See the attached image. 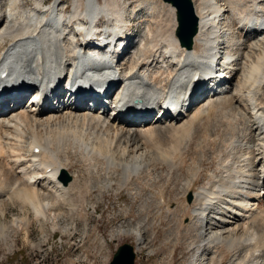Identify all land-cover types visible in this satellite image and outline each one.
Returning a JSON list of instances; mask_svg holds the SVG:
<instances>
[{"label": "bare ground", "instance_id": "bare-ground-1", "mask_svg": "<svg viewBox=\"0 0 264 264\" xmlns=\"http://www.w3.org/2000/svg\"><path fill=\"white\" fill-rule=\"evenodd\" d=\"M32 1L33 7L27 8L22 6L23 0H0V71L8 74L3 82L8 83L0 85V89L13 88L2 95L4 102L1 107L11 105L12 102L8 99L11 92L21 95L24 84L37 83L43 78L51 80L63 71L65 64H77L79 69L94 72V80L88 78V74L83 77L93 91L109 89L115 80L120 79L126 90L122 95L118 93L115 99L122 96L120 99H128V103L137 100L138 105H130L124 115L118 111L115 115L116 109L113 107L118 103L115 101V106L110 108V116L105 115L101 108L68 105L48 109L26 104L6 113L0 111V219L4 220L9 206L19 207L22 212L27 210L25 207L31 208L34 215L45 217V211L49 207L58 204L64 197L67 198V194L70 196L69 191L71 186L76 185H72L75 181L71 177L64 185L61 180L62 172H67V166L74 160L69 153L81 151L84 154L81 159H101L108 162L122 158L127 153L124 163L117 165L120 169L123 166L125 171L133 170L138 173L142 165H147L143 161L148 160L149 148H154L161 158L168 157L169 153L177 150V143L180 142L177 134L181 138L189 135L191 127H195L196 122L214 110V99L210 98H217V94L228 85L227 92L217 100L222 108L230 110L233 123L234 120L241 123V139L232 137L227 143L228 160L224 161L222 169L228 179L223 183H220V179L217 182L212 180V185H201V188L188 192L190 201L178 206L179 211L175 209L177 213L184 211L182 214L189 209L191 216L183 225L186 228L195 227L191 241L187 242V254L192 252V255L182 263L211 264L221 252L234 250L225 264H264V209L258 210L264 206V15H260L264 10V0H252V3L247 1L252 4L254 16L246 15L245 10L240 8L245 0H190L198 22L190 50L181 47L175 35L178 26L176 7L162 0H140L132 10H129V4L125 0H72L71 10L67 12L65 7V14L56 19L53 12H56L57 7L60 10V5H64L63 0H53L47 5L45 0ZM248 7L247 5L244 9H249ZM144 9L145 19H141V22H145L143 34L135 45L130 40V47L118 64H114V57L82 54L77 58L81 51L77 40L82 35L91 36L95 32H103L106 38L111 39L120 34L118 42H121L132 33L127 28L131 17ZM239 29L248 31L236 36V30ZM220 52L225 53L227 61L218 63L217 72H223L225 77L230 75L231 79L219 80L220 85H213V88L216 86L213 94L197 99L198 94L206 90L201 89L202 81L207 80L208 73H213L211 67L218 62ZM53 70L56 73L54 76ZM196 77L199 79L195 80ZM46 98L52 100L53 104L57 97L55 92H51ZM169 98H175L174 116L170 119H153L149 116L150 113L146 111L149 107L169 101ZM60 102H65L64 97L58 96L56 103ZM143 115L148 118L145 120ZM122 116H126L125 119ZM228 116L226 115L227 118ZM136 117L140 119L136 120ZM206 124H209L208 121ZM167 134L174 136L173 139L168 138L174 140V145L169 147L170 151L158 147L156 141V144L153 143L156 136ZM213 139L216 141V138ZM228 139L229 137L224 140ZM220 142L223 144V141ZM34 148H37V153L33 152ZM60 153L64 160L58 156ZM169 162L171 160L167 161ZM187 165L191 164L187 162ZM110 167H114V164ZM194 177L195 182L197 178ZM126 180L128 179L124 181ZM187 217L180 218L185 220ZM258 222L262 225H257ZM22 223L21 220H13L9 226L15 231ZM3 225H0L2 240L8 230V226ZM116 235L133 236L135 251L144 244L143 236L137 230H121ZM203 243L206 245L202 246ZM240 246L243 247L239 248ZM240 251L243 253L240 254Z\"/></svg>", "mask_w": 264, "mask_h": 264}, {"label": "rangeland", "instance_id": "rangeland-1", "mask_svg": "<svg viewBox=\"0 0 264 264\" xmlns=\"http://www.w3.org/2000/svg\"><path fill=\"white\" fill-rule=\"evenodd\" d=\"M23 1L24 2L22 6L27 8L33 7L32 0H23ZM52 1L53 0H45L44 3L45 5H47ZM125 1L127 2V4H129L128 5L129 10H132L133 8L135 9L136 6L140 3V0H125ZM247 1L251 2L252 0L250 1L245 0L240 5V8L242 10H245L244 13L246 15L254 16L255 13H253V7L251 6L252 2L248 3ZM71 2L72 0H65V2L63 0L62 4L64 5L62 6L66 5L65 7L67 8L66 10L67 12H69L72 8ZM246 2L247 4H245ZM247 5L249 6L248 7L249 9H244L247 8ZM145 12L146 9L142 10L141 13L138 12L137 15H133L131 17L130 19L131 22H129L130 24L128 23V25H130L131 27L130 29L134 31L133 32L134 34L140 33L142 31L145 22L144 21L141 22V19L144 18ZM63 14L65 13L63 12ZM260 15L261 17L264 15V10L263 13H260ZM247 31L248 29L236 30L237 33L236 36H240V34L238 33L246 34ZM136 42L137 40L134 39L133 44L135 45ZM263 44H264V40H263ZM234 85L235 82H233V86ZM226 86L228 87V85ZM226 86L221 90V93L217 94L216 96L217 98L215 97L210 98V99H214L212 101L214 103L213 106L215 105V108L213 111H211V113L208 116L202 117L206 121H204L201 118V120H199L200 122L198 121L199 123L198 122L195 123V127L193 126L191 127L190 131L191 130L192 131L189 132V135L185 137L183 136L181 138L180 134H177L178 137L177 140L180 141L177 144L181 146L180 149L179 146L177 145V150L174 152L171 151L173 154L169 153L168 157L166 158H161L160 155H157L154 148L148 149L149 150L148 160L143 161V163L147 162V165L141 164L143 167L139 171L140 174L138 172H134L133 170L125 171L123 166H121L122 169H120L119 166L122 165V163H124L123 159L127 157V153L126 155L124 154L125 156L122 158H115L113 162L112 161L108 162L107 160H101V159H95V160H89L87 158L81 159L84 157L83 156L84 154H82L81 151L73 154L69 153V156L70 157L72 156V158H74L75 161L72 160V162L67 166L66 173L70 177H72V180L75 181L74 183L73 181L71 182L73 183L72 185L74 184L76 185L71 186L69 191L71 195L70 196H68L69 194L66 195L68 199L64 197L65 202L68 200L67 201L68 203L67 202L65 203L63 198L62 199L63 201L61 200L58 203L60 205L56 203L54 204V206L49 207V209L47 210V211L50 210L49 212L45 211V217L44 215L43 216L34 215L35 213L32 211L31 208L29 209L25 207V209H27L26 210L27 212L26 211L22 212L19 207L12 206L13 207L12 208L9 206L6 213L7 217L5 216L4 218L5 221L0 219V225H3L5 223L3 227L8 226L6 228L8 230L5 233L6 234L5 238L3 240L0 239V264H108L114 252L120 245L124 243H129L135 247V239L133 236L116 235L117 232L121 230L126 231L129 229L139 231L144 239L143 242L144 244L142 245V247L139 248L137 251H135L136 258L134 264H183L182 262H184V260H186L188 256L192 255L191 254L192 252L187 254V244L191 241V238L194 235V234L192 235V233H194L195 227L186 228L185 225H183L186 223L187 219L189 218V215L191 216V214H189L190 212L189 209H187V211H185L184 213L186 216H182L184 215L182 214L184 211L183 212L180 211L181 213L180 212L177 213L179 211L178 206L186 203L188 199V194H187L188 192L195 191V189H198L199 187L201 188V185L202 187L203 185L204 187L208 185H212V183L214 181L217 182L218 179H220V183H223L224 181H226V179H228L226 175L223 173V169H222L223 166L222 164H225V162L228 160L227 143H229L232 140V137L233 139L237 137L241 139V136H239V134L241 133L240 130L242 128L240 125L241 123L236 120H234L233 123V121L231 120V115H229L231 114L230 110L226 109L225 107L222 108L223 106L220 104L219 100H217L220 99L219 97H222L227 92ZM244 94L246 95L245 91ZM241 109L243 110V108ZM219 114H221V116ZM223 115L225 117H223ZM226 115L227 116L229 115L228 118L226 117ZM214 117H217L216 119H218L219 121L218 120L216 121ZM222 117L225 122L222 120ZM230 120L232 121V123ZM207 121L209 124H206ZM235 123H237V125ZM201 124L204 126V128H202L203 126ZM229 124L231 125V127ZM234 133H236V136ZM169 137L173 139L174 136L170 134H167L165 136L164 135L156 136L153 139L154 141L153 143L154 144L157 143L156 145H158V147L160 148L162 147L163 149L166 150L168 149L170 151L169 147L174 145L173 144L174 140L168 139ZM200 137L201 139H199ZM228 137H229L228 140H224L227 139ZM206 138H207V142H206ZM213 138H216L215 140L217 142L219 140L223 141L222 143L224 145L221 144L220 141L218 142L219 144H217V142L214 141ZM203 140L206 143H204ZM163 141H165L166 143ZM170 143L172 144L170 145ZM179 143L180 144L182 143L183 146L182 144L180 145ZM202 144L204 146H207L208 148L205 147L206 148L205 149ZM163 145L165 148L163 147ZM199 145L200 147L202 146L203 147L200 148ZM216 145L218 146L220 145V146L218 147ZM167 146L168 148H166ZM195 146H197L198 148ZM211 147L213 149H211ZM215 148H217V150H215ZM223 148L226 149V150L224 149L226 151L225 153ZM201 149L204 152H202ZM207 149L210 150L208 151ZM184 151H186L187 153ZM194 151L196 154L193 153ZM176 152H178V155L180 153V156L176 155L177 154ZM198 153L201 156H199ZM213 153L215 154L213 155ZM74 154L75 156H73ZM171 154H172L171 157L172 159L170 158ZM58 156L61 158V160H64V156L62 153H60ZM182 157L185 158L183 159ZM198 157L201 159H198ZM118 159H120L121 161ZM165 159H167V161L171 160V162L173 163L171 162L167 163V161L165 162ZM189 159L192 160L194 164H192V162ZM104 162L106 163V165ZM118 162H120V164ZM187 162L189 165L190 164L191 165L188 166ZM113 164L114 167H112L113 168L112 169L110 166H113ZM169 164H172V166L171 165L169 166ZM116 167L118 169H116ZM215 168L219 173L215 170ZM192 169H194V171ZM196 170H198V172ZM193 173L195 174L193 175ZM200 173L202 176H200ZM124 174H126V176ZM121 177H124L125 179L128 180L124 181L125 179ZM193 177L197 178L195 182L193 180ZM198 177L201 179L199 180ZM212 180L213 182H211ZM122 181L123 183L124 182L125 183L123 184ZM120 184L122 185V187ZM184 189L185 190L187 189V191H184ZM187 205L188 203L186 204V206ZM165 207L166 208L168 207V210L170 211L166 210ZM262 207H259L258 210L260 211L264 209V206ZM175 209H177L178 211ZM173 212L174 214H172ZM176 215L178 216V218ZM180 217L182 219H184L185 217L187 218L185 220H182ZM26 218H28V220ZM13 220H17V221L21 220L23 222L21 224V227L15 231L12 228H10ZM1 222L4 223L1 224ZM24 223L25 226L23 225ZM9 224L11 225L9 226ZM257 225H262V224L261 222H258ZM257 227H262V226H257ZM180 229L181 230L183 229L184 232L182 230L181 233ZM191 230L193 232H191ZM185 231L188 232L185 233ZM184 233L186 236L184 235ZM205 245L206 243L202 244V246ZM243 246H240L239 248H242ZM226 252L223 253L221 252L220 255L215 257V260L211 264H225L226 261H229L230 257L233 255L232 253H234V250H230V252H227L228 254ZM242 253L243 251H240V254ZM226 255L228 256L225 257Z\"/></svg>", "mask_w": 264, "mask_h": 264}, {"label": "water", "instance_id": "water-1", "mask_svg": "<svg viewBox=\"0 0 264 264\" xmlns=\"http://www.w3.org/2000/svg\"><path fill=\"white\" fill-rule=\"evenodd\" d=\"M162 1L176 7L178 26L175 35L179 45L190 50L198 26L197 18L190 0ZM69 179H71V177L66 172H62L61 180L64 185L68 183ZM187 201H190V197H188ZM135 257L134 247L129 243H124L116 249L108 264H134Z\"/></svg>", "mask_w": 264, "mask_h": 264}]
</instances>
